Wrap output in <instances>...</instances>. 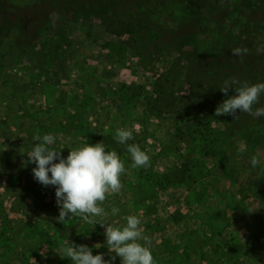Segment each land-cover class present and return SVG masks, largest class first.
<instances>
[{"label": "rangeland", "instance_id": "1", "mask_svg": "<svg viewBox=\"0 0 264 264\" xmlns=\"http://www.w3.org/2000/svg\"><path fill=\"white\" fill-rule=\"evenodd\" d=\"M58 1L82 14L52 20L40 43L48 3L0 0V24L21 13L25 27L0 35V264H72L66 240L114 255L99 224L58 222L55 188L27 163L37 133L65 158L86 140L117 151L123 186L101 207L119 208L107 218L117 226L140 218L156 264H264V116L214 115L225 80L264 82L262 0ZM117 128L150 166L131 167Z\"/></svg>", "mask_w": 264, "mask_h": 264}, {"label": "clouds", "instance_id": "2", "mask_svg": "<svg viewBox=\"0 0 264 264\" xmlns=\"http://www.w3.org/2000/svg\"><path fill=\"white\" fill-rule=\"evenodd\" d=\"M247 49L235 48L233 56L246 54ZM233 85L236 87L233 88ZM229 90L235 94L229 95ZM220 91L226 99L217 105L214 115L231 116L238 120V113H247L254 118L264 116V106L253 111V105L259 103L264 94V82L249 84L241 82L235 77L225 80ZM36 143L27 154V163L35 164L32 169L33 178L44 187L55 188L56 205L59 209L58 222L73 217H79L89 224H99L104 229L106 247L110 259L103 254L93 255L87 245H76L69 240L63 242L61 252L72 264H114L117 257L120 264H156L152 255V240L145 235L141 227V220L137 215L124 217L126 224L117 226L109 223V215L115 216L119 208L112 207L107 212L101 205L108 194L118 193L122 188L121 176L126 172L124 162L115 150H107L103 142L89 144L87 140L69 150L67 157L61 152L50 148L56 142V136L49 133L42 137L37 133ZM133 133L126 128H117L115 140L126 146L131 156L133 168L150 166V156L141 150L138 144H128L133 140ZM58 161V162H57ZM259 160L256 156L251 164L256 167ZM100 218V219H97ZM100 248V244L95 245Z\"/></svg>", "mask_w": 264, "mask_h": 264}, {"label": "trees", "instance_id": "3", "mask_svg": "<svg viewBox=\"0 0 264 264\" xmlns=\"http://www.w3.org/2000/svg\"><path fill=\"white\" fill-rule=\"evenodd\" d=\"M45 1L48 3V5L45 6L44 12H41V11L38 12L39 16L36 17V24H35L36 31L38 32L35 40L40 43L44 41L45 35L49 34V32L52 30L53 28L52 20H59V18L61 17H63L64 19V16L68 15L67 17H65L67 18L68 22H78L79 16H81L82 14L81 13L82 8H75L74 6H68L65 9H61V6H59L60 1L58 0H45ZM210 1L216 6L222 5L221 0H210ZM262 3L264 4V0H262ZM51 9L53 12L51 11ZM258 9L260 8H257V10ZM20 16H21V13L7 14L5 19L8 22L4 20L1 21L0 35H4L8 30H12V29H14L15 32L23 33V29L25 27L23 25V21L20 20ZM263 28H264V23H263ZM6 36H7V33L4 35L5 39H6ZM257 120H260V119H257Z\"/></svg>", "mask_w": 264, "mask_h": 264}]
</instances>
